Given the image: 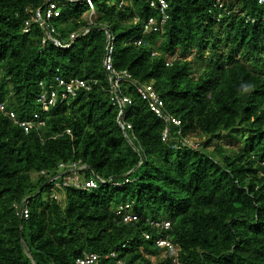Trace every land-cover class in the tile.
I'll return each mask as SVG.
<instances>
[{"label":"trees","instance_id":"trees-1","mask_svg":"<svg viewBox=\"0 0 264 264\" xmlns=\"http://www.w3.org/2000/svg\"><path fill=\"white\" fill-rule=\"evenodd\" d=\"M47 1L0 0V103L24 120L41 113L37 98L56 76L96 84L28 134L0 113V264H76L86 253L117 254L99 264H264V7L167 0L166 24L143 35L160 17L151 0H92V15L84 0H53V37L66 45L77 35L65 49L43 43L38 25L24 32ZM108 34L115 68L151 84L180 125L168 127L123 84L131 129L120 127L103 66ZM195 136L197 148L184 143ZM73 164L81 183L97 187L60 188L64 204L43 200L60 166ZM24 200L28 219L19 214ZM127 205L137 221L117 214Z\"/></svg>","mask_w":264,"mask_h":264},{"label":"built area","instance_id":"built-area-1","mask_svg":"<svg viewBox=\"0 0 264 264\" xmlns=\"http://www.w3.org/2000/svg\"><path fill=\"white\" fill-rule=\"evenodd\" d=\"M89 8L91 15L94 14L95 8L92 0H84ZM125 3V0L120 2L119 6H122ZM258 4L264 7V0H258ZM150 7L157 10L159 12V18L151 17L149 18L143 26V35H149L151 33H157L161 30V28L166 24V21L169 18L168 9L169 4L167 0H151ZM214 7H221V4L215 2ZM60 14V8L57 3L53 0H48L46 6L41 10L38 9L35 13L31 14L30 18L25 22L24 32H28L32 25H38L45 31V38L43 43H46L47 40L52 41L56 46L62 48H70L72 42L76 39L77 35L72 34L70 36V44L62 45L57 39L53 37L56 33L55 27L52 25V20L58 17ZM264 20V16L262 17ZM252 22H255L252 20ZM137 46L143 44V39L140 38L135 41ZM169 65V63H167ZM104 69L107 73L108 80L110 82V91L112 94V101L114 103H119L121 105V110L118 116V123L120 127L126 131L131 129L130 125L125 124L124 119V107L125 104H131V99L127 96H122L121 87L123 84L129 85L134 88L136 93L140 96V98L145 101L150 110L160 119L164 121V123L169 127L171 124L180 125V121L171 115L165 112L164 102L161 99L160 95L156 92L151 84H143L139 83L137 80L133 79L131 74L128 71H118L114 66V43L113 38L110 34H108V42H107V50L105 53L104 61H103ZM96 81H89L83 79H71L65 80L61 76L55 77V85L51 86L49 90H42L39 97L37 98V102L40 104L41 113H35L29 119L19 120L15 113L6 111L5 102L0 103V113H4L13 119L14 123L19 125L23 131L28 134L33 130L41 129L45 126L46 122L44 119L45 113H48L52 107H55L59 104L67 102L71 98H75L80 92H89L92 90ZM42 85V83H40ZM166 128L163 135L162 140L167 142L169 138V128ZM69 134L70 131L68 130ZM185 144L191 145L194 148L198 147V144H194L191 141L185 140ZM61 174L55 176L51 179L54 181L55 186L58 188H69L75 187L76 189H91L97 187V182L95 180H89L87 182L81 183L79 177L77 175L76 165H61ZM44 174V172H42ZM127 181V180H126ZM115 185L121 186V183H116ZM54 198L59 200L57 195H54ZM29 201L24 200L19 207V214L21 218L28 219L29 216ZM128 205L125 207H120L117 211L118 215L124 216L125 222L137 221L138 217L127 213L124 209H128ZM125 212V213H124ZM152 226L169 229L170 223L168 222H151ZM148 237V236H147ZM157 245L159 247L167 248L168 251L175 252L174 245L168 239H159L157 241ZM116 253H111L108 255L100 256L96 253H86L83 257L79 258L76 261V264H99L102 258H116ZM116 264H122L120 260L117 261Z\"/></svg>","mask_w":264,"mask_h":264},{"label":"rangeland","instance_id":"rangeland-1","mask_svg":"<svg viewBox=\"0 0 264 264\" xmlns=\"http://www.w3.org/2000/svg\"><path fill=\"white\" fill-rule=\"evenodd\" d=\"M199 140H200V138L198 137V136H195V137H193V138H191L190 140H188V141H191L192 143H194V144H198V142H199ZM49 195H57L58 197H59V200H60V202L62 203V204H64L65 203V200H64V193H63V191L60 189V188H58V187H54L53 188V190H52V192H47V191H45V192H43V200H47V198H48V196Z\"/></svg>","mask_w":264,"mask_h":264},{"label":"water","instance_id":"water-1","mask_svg":"<svg viewBox=\"0 0 264 264\" xmlns=\"http://www.w3.org/2000/svg\"><path fill=\"white\" fill-rule=\"evenodd\" d=\"M48 2V1H47ZM47 2L41 7V10L46 6ZM42 190V189H41ZM40 190V192H41Z\"/></svg>","mask_w":264,"mask_h":264},{"label":"clouds","instance_id":"clouds-1","mask_svg":"<svg viewBox=\"0 0 264 264\" xmlns=\"http://www.w3.org/2000/svg\"><path fill=\"white\" fill-rule=\"evenodd\" d=\"M245 87H246V88H250V87H251V85H245Z\"/></svg>","mask_w":264,"mask_h":264}]
</instances>
